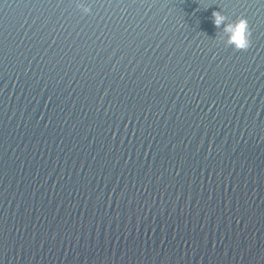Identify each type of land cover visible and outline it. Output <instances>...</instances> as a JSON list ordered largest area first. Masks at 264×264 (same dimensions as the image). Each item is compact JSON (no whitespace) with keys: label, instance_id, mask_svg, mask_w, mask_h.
<instances>
[{"label":"water","instance_id":"95a60500","mask_svg":"<svg viewBox=\"0 0 264 264\" xmlns=\"http://www.w3.org/2000/svg\"><path fill=\"white\" fill-rule=\"evenodd\" d=\"M83 2H0V264H264V0Z\"/></svg>","mask_w":264,"mask_h":264},{"label":"clouds","instance_id":"9594fccd","mask_svg":"<svg viewBox=\"0 0 264 264\" xmlns=\"http://www.w3.org/2000/svg\"><path fill=\"white\" fill-rule=\"evenodd\" d=\"M76 8L80 10L81 14H87L90 11V6L84 3L83 0H75ZM212 24L221 29L225 35V46H231L234 50L243 51L250 46V30L248 22L245 18L239 17L235 20H230L229 17L223 14L222 11L212 12Z\"/></svg>","mask_w":264,"mask_h":264},{"label":"snow or ice","instance_id":"6c2138e0","mask_svg":"<svg viewBox=\"0 0 264 264\" xmlns=\"http://www.w3.org/2000/svg\"><path fill=\"white\" fill-rule=\"evenodd\" d=\"M0 2H2V0H0Z\"/></svg>","mask_w":264,"mask_h":264}]
</instances>
